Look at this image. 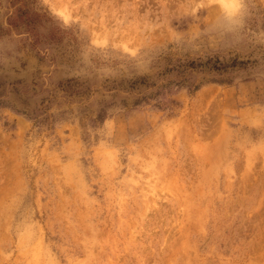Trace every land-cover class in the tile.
I'll return each mask as SVG.
<instances>
[{"label": "rangeland", "instance_id": "obj_1", "mask_svg": "<svg viewBox=\"0 0 264 264\" xmlns=\"http://www.w3.org/2000/svg\"><path fill=\"white\" fill-rule=\"evenodd\" d=\"M0 264H264V0H0Z\"/></svg>", "mask_w": 264, "mask_h": 264}]
</instances>
